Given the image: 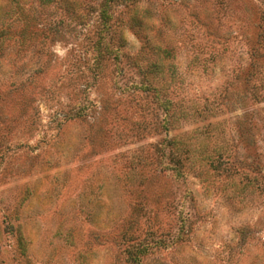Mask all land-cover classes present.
I'll list each match as a JSON object with an SVG mask.
<instances>
[{
	"label": "rangeland",
	"instance_id": "374dc122",
	"mask_svg": "<svg viewBox=\"0 0 264 264\" xmlns=\"http://www.w3.org/2000/svg\"><path fill=\"white\" fill-rule=\"evenodd\" d=\"M0 264H264V0H0Z\"/></svg>",
	"mask_w": 264,
	"mask_h": 264
},
{
	"label": "trees",
	"instance_id": "16d2710c",
	"mask_svg": "<svg viewBox=\"0 0 264 264\" xmlns=\"http://www.w3.org/2000/svg\"><path fill=\"white\" fill-rule=\"evenodd\" d=\"M43 1H46V0H43ZM103 5H104V7H101V9H100V17H102L103 19L108 21L109 19H111V14L110 13L112 11H110V10L112 9V5H106V4H103ZM169 107H170V105H169ZM166 111H169L168 112V117H169L171 115V112H170V110H168V107H166ZM170 157L172 159H174V158L178 159L179 158V154H177L174 151H172V152H170Z\"/></svg>",
	"mask_w": 264,
	"mask_h": 264
}]
</instances>
